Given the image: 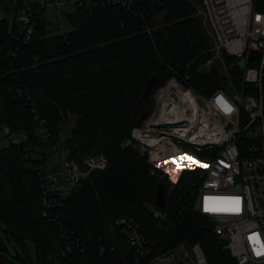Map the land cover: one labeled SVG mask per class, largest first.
Segmentation results:
<instances>
[{
	"label": "trees",
	"instance_id": "obj_1",
	"mask_svg": "<svg viewBox=\"0 0 264 264\" xmlns=\"http://www.w3.org/2000/svg\"><path fill=\"white\" fill-rule=\"evenodd\" d=\"M140 2L153 19L152 36L133 10L76 8L68 15L72 29L66 37H45L41 23L18 59L10 55L16 39L7 22H0V132L7 127L12 135L24 131L30 137L24 144L8 141L0 148V222L7 236L34 246L35 258L26 251L25 264H48L65 247L59 224L82 240L84 251L60 257L58 264H147L153 254L194 243L193 230L206 223L189 208L200 182L196 173L184 172L169 194V180L149 174L146 155L130 143L131 133L151 111V96L175 72L179 80L188 77L186 86L210 96L232 92L230 80L240 84L241 70L228 72L230 64H237L234 58H214L211 37L197 15L199 0ZM212 58L208 69H198ZM217 60L226 65V74ZM151 78L153 86L144 99ZM33 110L46 119L54 144L61 125L74 118L64 142L67 158L79 160L92 151L107 158L106 169L93 171L81 190L64 201L55 220L40 214L37 167L46 160L47 145L34 136ZM34 151L41 153L38 158L31 156ZM158 184L166 188L164 209L154 205ZM152 209H161L165 217L155 218ZM120 216L138 223L154 245L151 256L136 262L116 226ZM204 252L208 264H236L215 238L207 239ZM7 254L0 245V264H12Z\"/></svg>",
	"mask_w": 264,
	"mask_h": 264
},
{
	"label": "built area",
	"instance_id": "obj_2",
	"mask_svg": "<svg viewBox=\"0 0 264 264\" xmlns=\"http://www.w3.org/2000/svg\"><path fill=\"white\" fill-rule=\"evenodd\" d=\"M69 3L88 12L104 6L133 10L144 32L153 34V19L141 10L140 0H0V22H7L8 33L16 39L11 57H20L22 46L29 44L41 23L45 37H49L53 27L47 20V9L57 11L59 20L60 8ZM196 9L211 37L214 58L224 60L227 55L237 63L245 61L241 86H232V92L220 90L204 96L185 85L188 77L179 80L175 72L157 90L152 110L132 130L130 143L146 155L151 176L158 181L175 180L174 185L169 184V194L178 187L184 172L196 173L200 182L189 208L206 218L204 226L197 227L204 229L202 238L151 256L153 244L136 221L120 216L116 226L135 253L137 263L151 256L147 264H208L204 243L212 237L236 264H264V0H199ZM254 52L258 59L249 62ZM176 97L182 99L186 111L177 117V125H165L177 119L172 114L163 115L164 108ZM33 119L34 136L47 145L43 152L47 159L56 153L57 146L46 119L35 110ZM2 133L17 146L30 139L24 131L12 135L7 127ZM164 163L175 177L160 168ZM106 167L105 155L95 151L79 160L67 158L51 169H46L45 162L40 163V214L55 220L64 201L81 190L93 171ZM152 212L155 218L165 217L161 209ZM57 227L65 247L51 255L48 264H58L60 257L84 251L79 237L60 224Z\"/></svg>",
	"mask_w": 264,
	"mask_h": 264
},
{
	"label": "rangeland",
	"instance_id": "obj_3",
	"mask_svg": "<svg viewBox=\"0 0 264 264\" xmlns=\"http://www.w3.org/2000/svg\"><path fill=\"white\" fill-rule=\"evenodd\" d=\"M158 4L159 3L157 2L156 5H158ZM75 10H76V7L70 3L62 6L60 8L61 16L58 20L57 19V11H55L54 9L48 8L47 13H46L47 20L50 22V24L53 27V30L49 33V36H59V35H61V33L66 34V33L70 32L72 27H71V24L68 20V15L74 13ZM160 18H161V16H160V13L158 11L157 15H156V19L160 20ZM59 27L61 28V30L59 29ZM213 59L214 58L209 59L204 65L200 66L198 69L199 70L208 69L209 66L212 64ZM217 61L221 64V67H220L221 72L223 74H226L227 73L226 65L221 60H217ZM230 81L231 82H230L228 88L231 87V89H232V86L235 88H240L239 85L241 86V78H240V84H234L232 82V80H230ZM166 82H165V84H166ZM164 85L160 86L158 89L162 88ZM157 90L151 96V99L153 101V105L155 103L153 97L156 94ZM73 122H74V118L72 116H69L68 119L61 125V130L58 133V142L56 144L57 151L54 155L49 156L45 160L46 169L55 168L56 166H59L66 161V159L68 157V152L64 148V142L70 137V130L72 128ZM8 141H9L8 138L5 137L2 132H0V148L7 146ZM136 148L138 149V147H136ZM37 153H39V151ZM37 153L31 154V156L34 158H38L40 155ZM160 168H162L164 170V172L169 175V177H175L176 176V174H174V172H171V170L167 169V163L162 164L160 166ZM171 179H175V178H171ZM170 183L172 185H174L175 180H170ZM4 229H5V227H4L3 223L0 222V245L3 248L7 249L8 254L6 255V257L9 259V261L12 264H25L22 259L25 258L26 251H28V253L30 254L31 260H34V258H35L34 246L29 242H25V246H23L22 244H20L16 240H14L11 236H7L4 232Z\"/></svg>",
	"mask_w": 264,
	"mask_h": 264
},
{
	"label": "water",
	"instance_id": "obj_4",
	"mask_svg": "<svg viewBox=\"0 0 264 264\" xmlns=\"http://www.w3.org/2000/svg\"><path fill=\"white\" fill-rule=\"evenodd\" d=\"M258 59V55L256 52L252 53L249 58H248V61L249 62H253V61H256ZM225 60L226 61H229V56H225ZM245 67V61L244 60H241L239 61L237 64L233 63V64H230L228 66V72H232L234 71L236 68H239L240 70L244 69ZM153 81L154 79L151 78L148 83H147V87H146V90L145 92L143 93V98L144 99H148V95L150 93V90L153 86ZM186 109H185V105L182 101L181 98L179 97H176L175 98V101L173 104H169L167 105L165 108H164V112H163V115H168V114H172L174 116H176V118L180 115H183L185 113ZM179 123V120L178 118L175 120V121H168L167 123H164L165 125H171V126H174V125H177ZM165 194H166V188L164 185L162 184H158L156 186V189H155V201H154V205L156 207H159L161 209H164L165 208ZM203 231L204 229L203 228H195L193 230V237L195 240H200L202 238V235H203ZM189 250H190V247L188 246L187 247Z\"/></svg>",
	"mask_w": 264,
	"mask_h": 264
},
{
	"label": "snow or ice",
	"instance_id": "obj_5",
	"mask_svg": "<svg viewBox=\"0 0 264 264\" xmlns=\"http://www.w3.org/2000/svg\"><path fill=\"white\" fill-rule=\"evenodd\" d=\"M226 108H227V106H226ZM227 110L230 111L231 109H230V108H227ZM182 159H184V158H182ZM201 166L203 167L204 165H201ZM236 203H237V205H238L239 202L237 201Z\"/></svg>",
	"mask_w": 264,
	"mask_h": 264
},
{
	"label": "bare ground",
	"instance_id": "obj_6",
	"mask_svg": "<svg viewBox=\"0 0 264 264\" xmlns=\"http://www.w3.org/2000/svg\"><path fill=\"white\" fill-rule=\"evenodd\" d=\"M165 91V90H164Z\"/></svg>",
	"mask_w": 264,
	"mask_h": 264
}]
</instances>
